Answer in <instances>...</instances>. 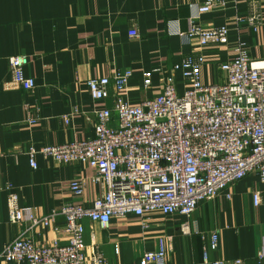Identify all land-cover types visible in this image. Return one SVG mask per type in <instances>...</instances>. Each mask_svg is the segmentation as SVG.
Instances as JSON below:
<instances>
[{
    "label": "crops",
    "instance_id": "1",
    "mask_svg": "<svg viewBox=\"0 0 264 264\" xmlns=\"http://www.w3.org/2000/svg\"><path fill=\"white\" fill-rule=\"evenodd\" d=\"M206 0H0V252L5 244L23 232L37 244H65L69 234L64 219L55 224L28 230L27 222L9 221L8 196L12 190L21 206L47 214L68 202L90 207L104 192L92 180L96 171L84 162L57 163L36 155L37 167L30 163V148L83 141L94 136L97 109L112 108L114 89L105 99H93L87 80L111 77L119 69L133 76L122 92L129 105L137 106L148 97L162 93L160 70L170 69L188 55L202 54V81L206 85L224 79L219 65L236 55L239 41L253 59L264 58V0H257L262 13L258 30L248 24L237 26V13L248 11L250 0H237L236 7L204 13L205 27L227 25V43L201 45L181 36L197 5ZM137 29L139 35L131 36ZM24 54L29 58L25 74L36 81L28 92L5 88L11 77L8 58ZM179 78L178 89L192 87ZM151 88H144L145 80ZM39 110V119L28 123V111ZM64 116H69L66 123ZM117 124V116H113ZM75 179L85 182L84 193L71 190ZM261 202L254 203V192ZM145 219V218H144ZM188 220L190 234L181 230ZM145 221V223H144ZM87 253L96 245L109 264H139L145 252L159 248L166 238L168 264H210L204 248L212 231L219 235V247L209 252L210 260L234 264H264V183L255 173L228 186L219 195L199 203L190 216L165 214L159 210L145 220L135 214L112 218L107 227L84 220ZM206 236L204 239L203 237ZM0 264H18L0 258Z\"/></svg>",
    "mask_w": 264,
    "mask_h": 264
},
{
    "label": "built area",
    "instance_id": "2",
    "mask_svg": "<svg viewBox=\"0 0 264 264\" xmlns=\"http://www.w3.org/2000/svg\"><path fill=\"white\" fill-rule=\"evenodd\" d=\"M237 0H206L197 5L189 18L187 31L181 36L196 38L202 44L227 43L230 28L225 25L204 28L200 16L204 13L236 7ZM237 26L248 24L258 30L262 22L257 0H250L248 11L237 13ZM131 36H138L132 29ZM29 58L24 54L8 58L11 77L4 87L21 88L28 92L36 86L33 77L25 74ZM204 56L188 55L170 69L160 70L162 93L148 97L137 106L129 105L122 95L133 76L129 69H119L111 77L87 80L93 99H105L114 89L112 108L94 111V136L83 141L30 148L28 155L33 168L36 155L42 154L57 163L84 162L95 169L92 180L104 192L90 207L68 202L47 214H38L30 206H21L19 196H8L9 221L27 222L28 230L48 227L62 217L69 234L65 244H37L33 235L23 232L4 245L0 258L18 264H109L96 245L89 253L84 243V220L89 219L107 227L112 218L130 214L143 220L154 211L165 214L192 215L199 203L219 195L228 186L251 173L264 183V58L253 59L244 42H238L236 55L219 65L225 73L223 80L206 85L202 81ZM192 87L179 92V78ZM144 88H151L145 80ZM117 116V124L113 121ZM39 110L28 111L27 120L35 123ZM66 123L70 117L64 116ZM71 190L82 195L85 182L75 179ZM254 203L261 194H253ZM145 218V219H144ZM145 223V221H144ZM184 233L192 232L188 220L181 225ZM204 239L206 236L203 237ZM166 238L159 248L145 252L139 264H168ZM204 248V260L210 264H225L222 259L210 260L209 252L219 247V235L212 231ZM264 258V254H259ZM234 264H247L236 258Z\"/></svg>",
    "mask_w": 264,
    "mask_h": 264
},
{
    "label": "rangeland",
    "instance_id": "3",
    "mask_svg": "<svg viewBox=\"0 0 264 264\" xmlns=\"http://www.w3.org/2000/svg\"><path fill=\"white\" fill-rule=\"evenodd\" d=\"M258 2V1H257ZM219 9H223V8H219ZM225 26H227V25H225ZM216 26H214V27H210V28H215ZM228 27V26H227ZM204 28H208V27H205L204 26ZM229 33H230V31H229ZM192 39H194L195 41H197V39L196 38H194V37H192ZM198 42V41H197ZM240 42V41H239ZM199 43V42H198ZM202 45V44H201ZM245 47V46H244ZM246 49V48H245ZM247 51V50H246ZM247 53H248V51H247ZM249 54V53H248ZM263 59V58H262ZM218 83V82H217ZM215 84V83H214ZM28 121V120H27ZM29 123V122H28Z\"/></svg>",
    "mask_w": 264,
    "mask_h": 264
}]
</instances>
